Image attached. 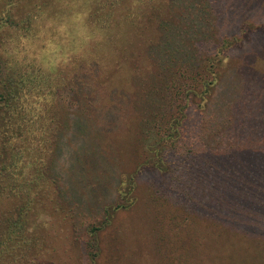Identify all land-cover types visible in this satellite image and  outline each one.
Segmentation results:
<instances>
[{
  "label": "rangeland",
  "instance_id": "1",
  "mask_svg": "<svg viewBox=\"0 0 264 264\" xmlns=\"http://www.w3.org/2000/svg\"><path fill=\"white\" fill-rule=\"evenodd\" d=\"M141 2L136 29L125 27L111 42L66 9L55 16L34 12L26 23L31 2L0 0V18L12 21L0 22V222L29 208L25 239L38 238L48 255H35L34 264H87L84 244L98 227L93 264H264L262 225L240 223L239 212L229 221L185 218L183 224L192 223L181 233L188 246L173 258L180 249L172 243L175 230L159 223L162 211L144 194L151 176L136 178L132 194L120 195L118 186H129L140 142L155 155L167 149L174 129L164 133L165 122L176 111L193 116L225 94L231 80L243 101L264 102V0ZM211 2L220 6L218 15ZM174 48L184 60L200 55L179 64L188 70L181 77L164 69L163 49ZM218 48L225 49L224 61L212 71L224 76L225 87L217 82L204 96L176 93L179 84L199 89L201 50ZM164 80L172 85L164 87ZM182 96L186 108L178 111ZM29 188L37 195L25 205L20 195ZM128 201L134 204L119 207Z\"/></svg>",
  "mask_w": 264,
  "mask_h": 264
},
{
  "label": "trees",
  "instance_id": "2",
  "mask_svg": "<svg viewBox=\"0 0 264 264\" xmlns=\"http://www.w3.org/2000/svg\"><path fill=\"white\" fill-rule=\"evenodd\" d=\"M25 1L32 3L26 23L30 21L34 12L39 16L45 13L55 16L62 14L63 9H66V13L74 18L84 19L85 26L91 33L106 34L111 42L118 39V34L122 33L125 27L136 29L138 19L144 15L146 7L141 0H68V7H64L63 0ZM52 1L54 3L49 10L43 11L40 5L46 7ZM209 5L211 11L217 12L218 15L221 11L220 6L214 2ZM202 19V14L195 16L194 23L200 28L199 31L203 27ZM0 22L12 24L8 17L0 18ZM204 46L210 48L211 45ZM219 48L216 52H213L214 49L211 52L210 49L201 50L202 59L198 69L201 72L199 89L194 91L188 84H179L176 93L180 89L181 94L192 93L193 96L201 90L200 94L204 96L216 88L218 83L220 89L225 87L224 76L220 79V75L212 71L224 61L225 49ZM180 53V49L176 48L163 49L165 60H168L164 62L168 64L164 69L171 77L175 75L181 77L180 71H188L180 69L182 67H178L179 64L186 65L200 59V55L198 58L194 54L196 56L190 58L187 55V60H184L178 58ZM178 59L179 62L174 64ZM163 84L166 87L172 85V81L164 80ZM231 84L232 80L228 82L226 89L224 88L225 94L217 96L215 100L212 98L204 107L200 106L196 112L193 111V116L184 114V117L177 114V111L171 114L166 119L164 133L168 134L174 129V139L169 142L167 149L157 150L158 154L155 155V150L149 153L140 142L135 150L136 166L130 177L129 186L124 190L122 184L118 183L119 194L128 195L132 194L136 178L144 173L151 176V181L145 185L144 194L151 205L162 211L158 210V216L163 217L159 223L166 221L169 230H175L176 240L172 243L178 244L180 248L179 251L174 250L171 253L175 259L179 257L177 253L184 256V250L188 246V240L184 244L181 233L184 226L190 229L192 223L183 224L185 218L189 220L194 218L196 221L200 216L202 221H212L217 217L219 220L221 218L229 221L230 217H236V213L239 212V218L243 220L239 221L240 223L250 224L251 221L257 220L262 225L260 233L264 234V102L261 98L254 97L250 102L243 101L241 92H236L234 89L236 85ZM255 85L258 86L257 83ZM169 93L171 94L170 91ZM180 99L183 101L178 105L181 108L178 111L186 108L183 96ZM31 189L21 192V198H27L25 205L36 198L37 192H31ZM73 199L81 205L79 199ZM128 202L119 207L128 209L134 204ZM59 207L63 209L61 205ZM28 209H23L24 211L17 213V216L0 222V264H34V256L41 255V252L48 258L45 247L43 249L42 246L36 245L39 243L38 238L35 240L31 235L30 239H25L24 227L30 211ZM195 209L199 210L197 214L194 213ZM110 215L109 219L112 217ZM230 226L235 229L231 224ZM100 230L98 227L87 234L84 244L87 264H93L98 256L96 237ZM189 234L190 231L187 235ZM160 250L163 252L167 249L161 246ZM53 251L54 249L50 248V253ZM184 260L186 262L187 259Z\"/></svg>",
  "mask_w": 264,
  "mask_h": 264
}]
</instances>
